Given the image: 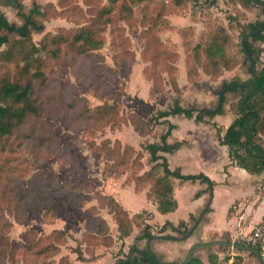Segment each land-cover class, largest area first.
I'll use <instances>...</instances> for the list:
<instances>
[{"label":"trees","instance_id":"trees-1","mask_svg":"<svg viewBox=\"0 0 264 264\" xmlns=\"http://www.w3.org/2000/svg\"><path fill=\"white\" fill-rule=\"evenodd\" d=\"M17 1L20 4L18 8L20 11L22 3L26 0ZM70 1L57 0L56 2H48L43 7L36 6L29 15H24L25 24L22 26L11 23L0 11V210L10 207L15 210L16 217L20 220L24 219L28 213L38 214L42 211H44L45 217L49 214L56 217L58 215L57 209L59 208L60 211L65 205L59 204L58 199L63 198L66 205L75 209L83 208L88 202L96 200L95 203L97 204L94 203L82 210V214L87 215L85 231L81 238L85 248L80 244L73 250L78 254L79 260H96L99 257L95 253L97 248L111 247L117 240L121 242V250L113 264H163L157 255H154L149 249H140L134 245L127 253L122 251L125 239L132 234L135 227L142 230L140 240H152L156 237L152 233V226L146 224L145 212L131 215L114 196L94 189L91 181L62 180L58 175L47 177L45 172L33 173L31 170L38 164L53 158L59 163L72 165L74 170L78 168L79 158L72 152L59 147L58 151L54 153V147L59 146V142L53 140L54 136L50 135V132L43 133L42 129L47 131L49 127L41 121L49 115H54L57 111H62L65 114L75 111L83 97H75L76 99L73 100L59 96L56 92L43 97L41 92L51 85L46 70L51 60L61 59L63 45H68L74 52L73 61L77 57H89L90 52L102 49L105 40L101 37V32L115 22L116 19L112 16L115 13V6L124 0H108L107 6L94 10L93 18L89 19L87 24L69 32H63V30L69 29H62L56 34L46 33L40 42H36L31 31H44L45 22L51 18L52 14H58L64 9L67 14L74 16L79 12L84 13L83 8L78 4L77 6L71 5ZM131 1L135 3L149 2V0ZM126 2L129 3L130 0H126ZM186 2L187 0H175V5L184 8ZM128 3L125 4L128 10L126 16L133 12L131 7L128 8ZM163 14L162 8L163 20L158 19L153 21L151 26L144 27L146 32L141 37L143 59L153 64L151 73L148 71L149 76L153 79H156L157 76L155 69L159 67L162 61L166 60L168 66L166 65L163 71L166 70L172 87L179 92V62H177L179 56L175 52L170 54L169 47L172 46L162 38V31L166 28L165 26L167 29L169 28L168 21L164 19ZM203 14L206 27L199 34L198 38L201 40L197 44L193 40L197 38L194 28L179 30L183 38V46L186 47V50H190L186 55L185 62L190 82L201 80V72L211 79H216L224 71L231 70L239 64L250 62L241 42L236 43L235 38L231 36L232 29L236 32L237 28H241L242 37L254 32L251 38L245 40V47L256 64L260 61V50L253 47L252 41H264V31L255 32L264 28V21L243 23L241 16L229 12L226 16L227 25L225 22L212 24L211 21H208V18L212 17L210 11H205ZM66 17L70 18L68 15ZM161 23H164V26ZM186 36L189 37L186 38ZM112 43L115 44V41ZM232 47L238 48L236 54L230 52ZM190 53H193L194 57H191L194 60L199 53L204 55L205 58L201 67L197 63L189 62ZM134 59V54L127 50L122 58V67L125 68L126 62L130 64V61H134ZM90 68L92 71V66ZM115 70L113 67L106 66L100 73L101 75L105 73L104 78L111 82V85L104 80L102 81V78L95 71V80L92 79L95 82L93 84L94 92L104 102L96 106L94 110L84 105L80 115L81 118L87 120L88 124H94L100 129L106 126L120 127L123 123L132 124L144 137L154 132L152 123L154 125H168V131L161 137L160 144H150L143 150H138L131 144L110 140L94 147L96 152L102 153L110 162V167L107 164L104 171L106 173L109 171L108 173L117 177L126 175L124 186L134 185L137 191L148 188V198L157 205L160 214L166 215L178 208L173 178L192 181L200 179L213 185V182L202 174L184 175L179 169L171 170L167 158L161 153L173 152L180 143L177 140L173 144L168 142V138L176 126L161 119L184 113L187 117L195 116L197 122H202L206 117L220 115L224 112V94L227 92H235L239 94V98L230 105V113L234 120L226 130L222 144L231 147L239 167L251 174L264 172V63L260 70L255 71L250 80L235 79L231 84H225L221 90V103L214 109H198L192 105H187L184 108L179 102H176L174 107L157 112L147 121L136 113H130L129 117L127 116L128 119H124L125 117L121 114L120 99L125 93V88L123 91V83ZM161 80L162 77L160 84ZM152 81L154 83V80ZM158 92L164 93V87H161ZM155 93L153 87L151 97H154ZM66 100L68 104L64 103ZM40 129L43 132H40ZM35 143L39 148L36 147ZM25 150L27 152L23 155ZM144 151H148L151 162L156 163L147 171H144ZM29 174L31 176L27 178ZM104 209L117 224V239L110 232V225L103 216ZM9 227L10 223L0 218V263L2 264H5L7 258L14 262L19 250V247L10 246L6 235ZM168 227H171L173 232L178 233V236L164 234ZM5 229L6 232L4 233ZM157 233L161 239L172 241L186 239L190 231L187 230L184 223L176 227L167 222L158 229ZM67 235L68 231L66 230H56L49 236L41 238L36 242L39 248L34 254L36 257L45 259L55 256L59 253V246L56 242H64ZM250 246L257 248L264 259L261 244ZM250 255L255 257L253 253ZM208 261L209 264H223L220 262L219 255L215 253L209 255ZM59 264L73 263L68 256H63L60 258ZM186 264H205V262L201 257L192 256ZM231 264H239V262L235 261Z\"/></svg>","mask_w":264,"mask_h":264},{"label":"crops","instance_id":"crops-1","mask_svg":"<svg viewBox=\"0 0 264 264\" xmlns=\"http://www.w3.org/2000/svg\"><path fill=\"white\" fill-rule=\"evenodd\" d=\"M56 1L26 0L22 3V9L19 11V3L16 6L11 0H0V11L11 23L22 26L25 24L24 15H29L36 6L43 7L48 2ZM226 1L187 0L186 6H184L185 13L172 17V22L177 29L194 28L198 36L205 29L204 11H211L214 15L221 17L226 25L228 24L226 16L229 12L234 15L242 13L243 23L264 21L263 6L251 0H240L233 10L232 4L227 5ZM260 1L264 2V0ZM175 8L179 7L175 5ZM236 32L239 34L241 42L243 38L240 34L241 28H237ZM168 37L178 39L179 34L176 30L170 31L165 34V38ZM252 44L254 48L260 50V61L256 64V71L260 70L264 63V41H252ZM185 67V63L180 62L179 81L183 88L181 96L175 97L169 92L168 96L163 99L157 98L149 104L145 101L146 103L144 102L142 105L146 106L147 110L137 104L136 106L139 107L144 118H149L160 110H169L174 107L176 102H179L184 108L187 105H192L198 109H214L221 103L222 87L235 80L233 74H226L215 80L204 78L196 83H190ZM253 74L254 68L251 61L244 69H238L235 73L244 81H247ZM224 97V112L214 117H206L202 122H197L195 116L189 118L184 113L161 119L176 126L168 138V142L173 144L177 140L180 143L173 152L161 153L167 158L171 170L179 169L184 175L202 174L208 177L213 185L200 179L192 181L173 178L178 208L166 215L160 214L157 205L148 198V188L137 191L134 185L124 186L126 175L124 179L108 175L107 180H102V183L98 185L104 193L114 196L131 215L146 213V224L152 226V233L156 237L152 240H140L142 230L135 227L132 234L125 239V244L129 248L136 245L140 249H149L164 263L184 262L192 247L197 246L193 251V256L201 257L205 264H209V255L213 253L219 255L220 262L223 264H231L235 261L239 264H260L256 256H251L250 252L229 246V243L232 246L239 244L236 241V236L242 229L250 231L264 218V172L251 174L239 167L231 147L222 144L225 132L234 120L230 113V105L239 98V94L227 92ZM167 131L168 125L158 124L152 134L146 137L136 135L138 146L145 148L150 144H160L161 137ZM131 133L133 132L131 131ZM144 153V171H147L156 163L151 162L148 151H144ZM107 215L111 216L108 213ZM106 220L108 221V219ZM110 222L115 223L112 216L108 221L109 225ZM167 222L176 227L184 223L190 234L183 240L161 239L157 231ZM111 231L117 238L116 223L111 227ZM164 234L178 236V233L173 232L171 227H168ZM262 248L264 251V242ZM104 249L109 248L101 249L102 254ZM183 256L186 257L182 259ZM101 258L102 256L98 257L94 262H99Z\"/></svg>","mask_w":264,"mask_h":264},{"label":"rangeland","instance_id":"rangeland-1","mask_svg":"<svg viewBox=\"0 0 264 264\" xmlns=\"http://www.w3.org/2000/svg\"><path fill=\"white\" fill-rule=\"evenodd\" d=\"M239 1L240 0H227L226 4H232V8H234L233 10H235ZM70 2L71 5L74 4L73 6H77L78 4V6L83 8L84 13L79 12L76 16H74L73 14H67V11L64 9V11L58 14H52L51 18L45 22L44 31H31L36 42H40L46 33L50 32L56 34L62 29H69L63 30V32H69L84 24H87L89 19L93 18L95 13L94 10L108 5V0H71ZM125 2L126 0L120 1L115 6V13L112 15L113 18L116 19L115 22L112 25L107 26L106 29L101 32V37H103L105 40V44L102 49L90 52L89 57H77L76 60L73 61L72 55L74 52L68 45H63V49L61 51L63 54L61 59L58 58L50 61L46 71L48 78L51 81V85L50 87L44 89L41 92V95L44 97L51 94L52 92H56V94L59 96H64L68 99L75 100V97H83V99L79 101L75 111H71L68 114H65L62 111H57L54 115L47 116L43 121H41V123L45 122L49 129L47 131L42 129L44 132L40 129V132H50L49 134L54 136L53 140L59 142V146L54 147V153L58 151L59 147L60 149L72 152L76 157L79 158V165L78 168L74 170L71 167L72 165L70 166L68 163H59L53 158L45 163L38 164L37 167L32 168L31 170L33 173L42 171L46 173L47 177L58 175V177L62 180H88L92 182L94 189L104 193L103 189L99 188L98 185L102 183V180L106 181L108 175L112 176L114 174L108 173V170L107 173L104 171V169L107 168V164L110 167V162L106 160L102 153L96 152L94 147L102 145L107 140H110L112 142L120 141L124 144H131L138 150L144 149V147L138 146L139 144L136 141V135L140 137L144 136H141L138 129H136L132 124L123 123L120 127L106 126L100 129L94 124H88L86 119L81 118L80 111L84 105L94 110L96 106L101 105L104 102L94 92L93 84H95V71H97L98 75L102 78V81L104 80V82H108L111 85V82L104 78L105 73H103V75L100 73L106 66L116 69V74L123 83V91L125 88V93L120 99L121 114L125 117L124 119H128V115L130 113H136L140 115L143 120L147 121L154 115L150 116L149 118H144V116L140 113L139 107L136 106L137 104H139L142 109L145 108L147 110L146 106L142 105V103L145 101H147L149 104L157 98L163 99L168 96L169 92L174 94L173 96L175 97L181 96L183 88L180 86L181 84L179 81L181 71L180 68L178 69V84L180 88L179 92L174 90L172 87L166 70L163 71L166 65L168 66L166 60L162 61L159 67L155 69L157 73L156 79H153L149 76V73H151V70H153V64H150L143 59L141 37L146 32V29L144 28L145 26H151L152 22L158 19L163 20V8V16H165L164 19L168 21L169 28L167 29V26H165L166 28H164L162 31V38L164 41L169 42V45L172 46L171 48L168 46L170 54H174L175 52L179 56L177 62H179V64L180 62L185 63L186 55L188 52H190V50H186V47L183 46V38L180 35L179 30H184L189 27L177 29L172 22V17L180 13L183 15L186 9L183 7L175 8V0H149V2L146 3H135L131 0L129 3ZM127 3L129 5L128 8L131 7L133 10L129 16H126L128 10L125 7V4L127 5ZM210 13L212 14V17H209L208 21H211L212 24L224 22L221 17L214 15V13L211 11ZM241 14L242 13H239L238 15L241 16ZM67 15L70 16V18L72 17V19L66 17ZM161 24L164 26V23ZM174 30H176L179 34L178 39H173V37L165 38L166 33L168 34L170 31ZM198 36L197 38L193 39L195 44L201 40L198 38ZM231 36L235 38L234 40L236 43H239V34L235 32L234 29H232ZM187 37L189 36H186V38ZM113 41H115V44L112 43ZM127 50L134 54L135 59L134 61L131 60L130 64L126 62L127 66L124 68L122 67V58ZM230 52L232 54H236L238 52V48L232 47ZM189 55L190 57H194L193 53H190ZM193 57H191L189 62L193 64L197 63L198 66L201 67V63L205 58L204 55L199 53L195 60ZM132 63L133 65H131ZM247 65L248 63L239 64L231 70L224 71L220 77L226 74H233V76H235L234 79L240 80L241 78L236 76L235 73L238 69L242 70ZM90 66H92V71ZM182 68L183 66L181 65V69ZM185 68L187 76V67ZM148 71L150 72L148 73ZM201 75L202 79H211L203 72H201ZM251 76H249L250 79L252 78ZM147 77H149L151 80ZM161 77L162 80L160 84ZM93 78L94 80H92ZM152 80H154L155 86ZM188 82L190 81L188 80ZM153 87L156 93L154 94V97H151V91ZM161 87H164L165 92L157 93L158 90H161ZM64 103L68 104L67 100ZM173 103L174 100L172 101V104ZM63 107H65V104H63ZM152 126H154L155 130L156 125L152 123ZM131 131L133 133H131ZM35 145L37 148H39L36 143ZM26 152L27 150L24 151L23 155H25ZM29 176H31V174H29L27 178ZM120 177L122 179L125 178V176ZM58 201L60 202L59 204L63 203L65 205H63L60 211L59 208L57 209L58 215L56 217H53L52 214H49L47 217H45L43 215L44 211H42L38 214L28 213L24 219L20 220L16 217V212L14 209L6 207L0 210V218L10 223V227L6 234L7 238L9 239L10 246L19 247L16 260L12 262L13 260L7 258L5 264H59L60 258L63 256H68L73 264H113L121 250V242L117 240L115 242V246L113 245V247H105L109 249H104L103 254L100 250L104 247H99L96 249V255H99V257L102 256L99 262H94L95 260H79L78 254L73 252V250L80 244L83 248H85V246L82 245L83 241H81V238L85 231L87 215L82 214V210L92 206L96 200L94 202H88L83 208L79 207L80 209H75L66 205L63 198L58 199ZM107 213V210L104 209L103 216L109 221L111 216L109 217ZM114 225V222H110L111 227ZM56 230L68 231V235L64 242H56V244L59 246V253L51 258L47 257V259L36 257L34 252L39 248L36 242L43 237L49 236ZM5 232L6 229L4 233ZM110 232L112 233L111 230ZM129 249L130 248L127 244H124L122 247L123 253H127ZM185 257L186 256H183L182 259ZM161 261L164 262L163 260Z\"/></svg>","mask_w":264,"mask_h":264},{"label":"water","instance_id":"water-1","mask_svg":"<svg viewBox=\"0 0 264 264\" xmlns=\"http://www.w3.org/2000/svg\"><path fill=\"white\" fill-rule=\"evenodd\" d=\"M11 1H12V3H14L16 6H18V2H17L16 0H11ZM251 1H253V2H255L256 4H258V5L264 7V2H262V1H260V0H251ZM259 31H264V28L259 29V30H256L255 32H259ZM253 34H254V32L248 34L247 36H244V37L241 39V44H242V47H243V49L245 50V52H246V54H247L249 60L251 61L252 65H253L254 73H255L256 63L254 62L252 56L248 53V51L246 50V47H245V40H246L247 38H251ZM229 246L234 247V248H237V249H239V250H243V251H246V252L253 253V254L256 256V258L258 259L259 263H260V264H264V259L262 258V255L260 254V251H259L257 248H255V247H253V246H250V245H242V244H237V245H235V246H232V244H230V243H229ZM196 247H197V246H193L192 249L189 251V253H188L187 257H186L185 262H182V263H164V262H162V261H161V262H162L163 264H186V263L189 261V259L193 256V251H194V249H195ZM152 253H153V252H152ZM153 254H154V253H153ZM154 255H156V254H154ZM157 258H158V256H157ZM158 259H159V258H158ZM159 261H160V259H159Z\"/></svg>","mask_w":264,"mask_h":264},{"label":"built area","instance_id":"built-area-1","mask_svg":"<svg viewBox=\"0 0 264 264\" xmlns=\"http://www.w3.org/2000/svg\"><path fill=\"white\" fill-rule=\"evenodd\" d=\"M236 241L239 244L247 243L250 245H262V243L264 242V218L250 231L242 229L236 236Z\"/></svg>","mask_w":264,"mask_h":264}]
</instances>
